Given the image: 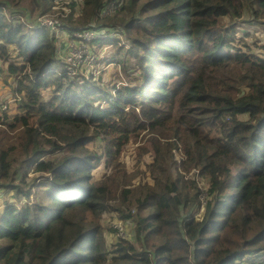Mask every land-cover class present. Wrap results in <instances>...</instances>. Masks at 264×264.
I'll use <instances>...</instances> for the list:
<instances>
[{
	"label": "trees",
	"instance_id": "obj_1",
	"mask_svg": "<svg viewBox=\"0 0 264 264\" xmlns=\"http://www.w3.org/2000/svg\"><path fill=\"white\" fill-rule=\"evenodd\" d=\"M105 1L83 0L76 25L131 32L130 48L117 46L118 87L63 72L54 33L34 27L53 0H0V71L20 94L18 113H0V190L14 189L15 202L32 195L2 208L0 264H233L247 255L264 264V58L246 31L264 29V0H123L98 18ZM68 17H58L61 31L81 28ZM128 136L149 140L137 163L153 152L151 183L133 184L142 170L128 172L115 154ZM193 168L207 190L187 175ZM105 212L134 224L135 244L106 247Z\"/></svg>",
	"mask_w": 264,
	"mask_h": 264
},
{
	"label": "rangeland",
	"instance_id": "obj_2",
	"mask_svg": "<svg viewBox=\"0 0 264 264\" xmlns=\"http://www.w3.org/2000/svg\"><path fill=\"white\" fill-rule=\"evenodd\" d=\"M67 0H55L54 1V7H52V10H54V16L59 15L60 11H63L64 14H62V17H65L66 15H70L68 17L69 20H66L65 22L67 23H71L72 27H76V22L77 20L82 16L81 11L76 7L73 8L72 10L70 8H68L67 5ZM144 0H140V2H143ZM53 3V2H52ZM51 10V11H52ZM50 11V12H51ZM49 12V13H50ZM114 15V13L112 14ZM111 15V16H112ZM121 18H123L124 20L128 19L129 15L124 13V12H120L119 15L116 17L117 20H119ZM76 25V26H74ZM239 25H237L236 29L238 28ZM77 27H85V26H77ZM259 28H261V26H248L246 27V31H249V36L247 37V40L251 43V50L253 52H258L259 54L264 56V36L263 38L261 37V35H255V32L260 30ZM48 30V29H47ZM50 31V30H48ZM245 31V33H247ZM80 32L81 35H83L84 33H82V31H74L73 33H69L64 31V36L62 37V40L65 41V43L70 44L71 46H73V43H78L77 39H81V38H77L75 37L76 33ZM244 32L242 30H238V32H236V36H240L243 35ZM121 35V40L119 41V43H117L115 40L113 39H109V41L111 43H107L104 39H101L99 42H90L87 45L89 46V48L91 50H93V54L94 55H98L99 51L100 53L102 52V50L104 49V46H108L106 48V50H103V54H104V58L102 60H98V63L96 65V68L98 69L99 67L104 68L102 71L96 72L94 71L95 74H99L97 77H93L92 76V68L90 69L89 67H86V71H85V67L82 65V70L78 71L79 75H83L86 79L88 78H92L94 80H101L104 83H107L109 86H113L114 84L117 85V87L122 84L124 81H126V77L124 75L123 69L121 64L115 59V55H118L120 57L123 56V53L120 52L118 50L117 46H122L124 49L130 48L131 46V41L129 39V36H131V32L124 30L121 31L120 33ZM235 36V37H236ZM59 37V35H58ZM61 39V38H60ZM222 52H227V49H223ZM16 50H12V54L15 55ZM12 55V56H13ZM119 58V57H118ZM122 59V58H121ZM65 64L64 67L66 65V61L65 59H61ZM21 62V58H19L18 63ZM63 67V68H64ZM5 68V65H3V69ZM7 77V78H6ZM72 78V76H70ZM16 80L14 79L13 75H9L8 76V72L5 70L2 72L0 71V106L5 103L8 102L6 105V108H1L0 107V113H2L3 111H6L9 115H13L15 113H18V102L20 99V94H13L12 90L13 87H15L17 85V82H15ZM52 87L47 88L44 92V96L48 97L49 92L51 91ZM19 97V98H18ZM243 117V116H241ZM123 141H127V144L125 145V147H122V142ZM96 145H99V142H96ZM138 145H145L146 147H149V140H147V137L143 136V137H139L138 140L136 142H134L133 140H131V137H122L120 138L119 142L117 144H115L116 147V152L115 154H117L118 159L121 160L124 164L126 169L128 170V172L132 171L135 168H138L140 170H142V173L139 174L136 178L133 179L132 183L136 184L138 182L144 183V182H151L152 179L150 177V172L149 169L147 168V165L149 163L152 162V151L148 152V153H144L141 157V160L139 161V163H137V147ZM90 149H94L95 147L93 146V144H91L89 146ZM97 149V148H96ZM98 149H100L98 147ZM47 158V157H46ZM174 159H176L177 161L180 160V151L176 150L174 152ZM19 168V163L18 161L15 162L14 165V171L17 170ZM106 166L101 164L100 166H98V168L92 170L91 174H92V180L98 179L101 177L102 174H104V172L106 171ZM172 170L173 172H177L179 171V166L177 163H175L174 165L172 164ZM192 172V171H191ZM191 172H189V174H191ZM28 177L25 179V182L20 184L21 186H24L23 189L25 191H27L30 188V184L33 182L34 175H37L36 173H32L31 170L27 173ZM20 177V172L19 173H14L12 174V179L14 180V184L18 182ZM36 182V181H35ZM199 187L201 188L202 191L207 190L208 188V183L206 181L205 178L201 177L198 178L197 181ZM4 191V192H3ZM33 191V189H31V192ZM3 192V193H2ZM14 189H1L0 190V213L2 211V208L7 205V204H11L14 205L17 208H20L22 206V204L25 203H31L32 202V195L29 197V199L22 198L19 202H13L12 199L10 198H15L14 197ZM194 211V216L197 214L198 215V211L199 210H193ZM111 213H108L107 215L102 214L101 216V229L104 235V241L106 244V247H110L114 241V238L112 237V234L114 233V230L112 228H107L104 227L106 225L111 226L113 225H117V226H121V227H125L128 226L129 223L128 222H122V220L120 218H118L117 216L111 217ZM119 222H121V224H119ZM136 237V235H135ZM120 241V240H119ZM118 242V241H117ZM116 242V243H117ZM129 242V241H128ZM134 237L131 239L132 244L134 243ZM237 264H258V259L252 256H245L242 260H240L239 262H237Z\"/></svg>",
	"mask_w": 264,
	"mask_h": 264
},
{
	"label": "built area",
	"instance_id": "obj_3",
	"mask_svg": "<svg viewBox=\"0 0 264 264\" xmlns=\"http://www.w3.org/2000/svg\"><path fill=\"white\" fill-rule=\"evenodd\" d=\"M54 1L55 0H53L51 10H52V7H54ZM66 2H67L66 6L68 8H70L71 10L73 8L77 7L81 11L83 8V0H67ZM72 3H73V8L70 7V5ZM122 5H123V0L105 1L103 3V5L96 10L95 16L98 18H101L104 16L112 15L117 10H119L122 7ZM54 12L55 11L52 10L50 13H45V14L39 15L35 19L34 27L35 26L46 27L49 30H51V32L54 33L56 55L58 58L65 59V61H66V65L64 67L63 72H66L69 76L79 75L78 71L82 70V65H83L85 67V71H86V67H89L90 69L92 68V73H91L92 76L97 77L100 73L95 74L94 71L99 72V71H102L104 68L99 67L97 69L96 65L98 63V60H102L104 58L103 50H106V48L109 45L104 46L103 47L104 49L102 50V52L100 53V51H99V54L96 56L93 54V50H91L87 44L90 42H99L101 39H108V41H106L107 43H111L109 41V39H113L117 43H119V41L121 40L120 33H121V31H123V29L121 27H118V26H113V25L106 26V25H100L101 23L91 22L90 25L86 26L85 28L82 27V28H78V29H73L70 32V33H73L74 31H82V33H84L83 35H81L80 32H77L75 37L81 38V39L75 40L78 43H73V46H71V43L68 44L62 40V37L64 36V34H63L64 31L60 30V26L58 24V23H60L58 20V17H60L62 14H64V12L60 11L59 12L60 14L57 16H54ZM98 25H100V26H98ZM259 29L260 30L255 32V35L256 36L261 35V37L263 38V36H264L263 26H261V28H259ZM58 35H59V37H58ZM240 36H242V35H240ZM240 36H237V37H240ZM259 55H261V54H259ZM261 56L264 58L263 55H261ZM7 103L8 102L3 103L0 107L6 108ZM180 158H181V152H180ZM179 161H177V162L179 163ZM190 172H191V174L188 173L187 175L192 176L196 181H198V178H201L197 169L193 168L190 170ZM13 202H15V201H13ZM108 213L112 214L111 217L112 216L116 217L115 213H113V212H105L103 214L107 215ZM100 222H101V217H100ZM122 222L123 223L128 222L129 225L125 226V227H121V226H117V225L115 226L113 224L111 226H108V225L104 226V227H106V229L112 228L114 230V233L112 234V237L114 238L113 243H116L119 240H127V241L131 242V239L133 237L135 240L134 224L132 222L124 221V220H122ZM119 224H121V222H119ZM237 262H239V261H236L233 264H237Z\"/></svg>",
	"mask_w": 264,
	"mask_h": 264
},
{
	"label": "clouds",
	"instance_id": "obj_4",
	"mask_svg": "<svg viewBox=\"0 0 264 264\" xmlns=\"http://www.w3.org/2000/svg\"><path fill=\"white\" fill-rule=\"evenodd\" d=\"M119 27V26H118ZM122 28V27H121ZM122 29H124V28H122ZM105 41H108V39H104Z\"/></svg>",
	"mask_w": 264,
	"mask_h": 264
},
{
	"label": "bare ground",
	"instance_id": "obj_5",
	"mask_svg": "<svg viewBox=\"0 0 264 264\" xmlns=\"http://www.w3.org/2000/svg\"><path fill=\"white\" fill-rule=\"evenodd\" d=\"M19 98V97H18ZM15 197V196H14Z\"/></svg>",
	"mask_w": 264,
	"mask_h": 264
}]
</instances>
